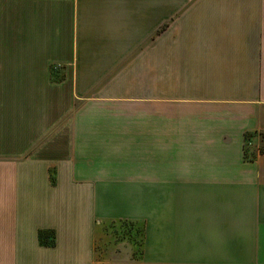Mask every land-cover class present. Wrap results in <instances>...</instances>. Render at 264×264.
<instances>
[{
	"label": "crops",
	"instance_id": "obj_1",
	"mask_svg": "<svg viewBox=\"0 0 264 264\" xmlns=\"http://www.w3.org/2000/svg\"><path fill=\"white\" fill-rule=\"evenodd\" d=\"M261 134L264 0H0V264H264Z\"/></svg>",
	"mask_w": 264,
	"mask_h": 264
},
{
	"label": "rangeland",
	"instance_id": "obj_2",
	"mask_svg": "<svg viewBox=\"0 0 264 264\" xmlns=\"http://www.w3.org/2000/svg\"><path fill=\"white\" fill-rule=\"evenodd\" d=\"M252 136H248V146H246V154H248V157H251L252 155L256 154L257 150L259 149L260 152H264V144L261 145L262 141H264V134L257 135L256 142L257 144L253 143V140L251 139ZM251 142V143H250ZM111 227V226H110ZM109 227V228H110ZM141 227L139 225H116L112 226L110 228L111 234L114 233L113 239L115 241H121L122 239H128L131 240L137 244L140 243L141 240Z\"/></svg>",
	"mask_w": 264,
	"mask_h": 264
}]
</instances>
